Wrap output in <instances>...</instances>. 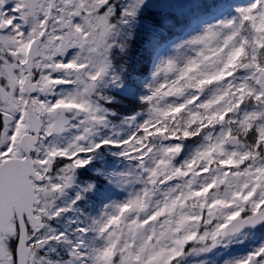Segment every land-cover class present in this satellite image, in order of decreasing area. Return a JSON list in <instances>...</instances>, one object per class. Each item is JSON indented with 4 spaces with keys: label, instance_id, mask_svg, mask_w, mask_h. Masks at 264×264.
Here are the masks:
<instances>
[{
    "label": "snow or ice",
    "instance_id": "6c2138e0",
    "mask_svg": "<svg viewBox=\"0 0 264 264\" xmlns=\"http://www.w3.org/2000/svg\"><path fill=\"white\" fill-rule=\"evenodd\" d=\"M185 2L0 0V264H210L264 229V0L166 53L148 26L135 79L141 13ZM105 186L125 195L93 214Z\"/></svg>",
    "mask_w": 264,
    "mask_h": 264
},
{
    "label": "rangeland",
    "instance_id": "374dc122",
    "mask_svg": "<svg viewBox=\"0 0 264 264\" xmlns=\"http://www.w3.org/2000/svg\"><path fill=\"white\" fill-rule=\"evenodd\" d=\"M225 1L226 0H224L223 3L219 4L216 8H214L215 10L213 9V14L211 16H203L201 14L200 17L198 19H195L194 22L192 23V25H193L192 28L186 29V27H184L183 29H181V33L178 35H174V37L171 39L172 41L170 40L166 45L163 44L160 48V51L165 52V53L169 52L171 50V47L175 43H180V42H182L183 39H187V38H190L192 35L198 34V32L201 31L202 27H203L201 20L206 19V20H210V21L214 22L216 16L222 15V14H228V13L234 14L235 6L243 5V4L247 3V0H228L227 1L228 3L227 2L225 3ZM193 7H198L200 10V9L206 7V5L198 2V0H190V2L175 3V4H169V3L153 4V3H149V5L144 10L148 14H151L147 8L161 9V12L163 14L161 13L159 15V17L162 20V19L169 18L168 13L170 11L181 12V13L186 14V13H189V11ZM197 20H200V22L198 24L195 23V22H197ZM164 25L171 27L172 22L170 24H164ZM133 49H134V47H131L130 54H129V55H131V53H132L131 58H130L132 67H133V65H135L136 59L139 56H142L143 54L147 53V48L145 46L140 47V49H138L135 46L134 51H133ZM154 63H155V61L153 60L152 57L150 59H148V61L145 60V62L143 63L142 66L149 68L150 72L147 73L146 75H144L141 78V80L145 79V78H150ZM124 195H125V193L122 190H119V189H116L113 187L105 186L103 191L101 193H98L97 196L93 199V201H91L89 203L88 210L90 212H92L93 214L96 213L97 211H99L100 202L102 199H104L105 196H110L113 199H122ZM261 239H264V229L258 230L253 236L249 237L248 240L243 244H236L230 248H220V249L213 251L210 254V264H219V262L223 261L224 259H226L230 256L243 254L244 252L248 251L250 248L255 247L256 244H258ZM201 258L202 257H191V258H189L187 264H192V262L194 260H198Z\"/></svg>",
    "mask_w": 264,
    "mask_h": 264
},
{
    "label": "trees",
    "instance_id": "16d2710c",
    "mask_svg": "<svg viewBox=\"0 0 264 264\" xmlns=\"http://www.w3.org/2000/svg\"><path fill=\"white\" fill-rule=\"evenodd\" d=\"M227 1L228 0H226L225 3ZM147 9L151 14H148L147 12H145V10H143V12L141 13V17H140L141 23H140L135 39L131 46V47H134V49H135V46L138 49H140V47H143V46L147 48V41L154 34L153 32H150L148 30V26L150 25L157 26L154 29V32L161 35L162 45L163 44L166 45L174 37V35L180 34L181 29H183L184 27H186V29L192 28L193 27L192 23L194 22V20L198 19L200 15L202 14L198 7H193L189 11V13H186V14L181 13V12L170 11L168 13V17H170L171 19L172 26L168 27L164 24H161V19L159 17V15L162 13L161 9H151V8H147ZM199 22L200 20H197V22L195 23L198 24ZM131 55H129V58H131ZM150 58H151L150 53L147 50V53L143 54L142 56H139L136 59V63L135 65H133V67L131 65L130 72L134 74L135 79L141 80V78L144 75L150 72L149 68L142 66L145 60L148 61V59ZM121 107L123 108L125 112L132 110V109H137L139 107V101L133 97H130L127 100H125V102L121 105Z\"/></svg>",
    "mask_w": 264,
    "mask_h": 264
}]
</instances>
